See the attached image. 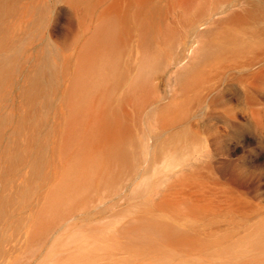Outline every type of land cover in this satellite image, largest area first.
<instances>
[{
  "label": "rangeland",
  "instance_id": "1",
  "mask_svg": "<svg viewBox=\"0 0 264 264\" xmlns=\"http://www.w3.org/2000/svg\"><path fill=\"white\" fill-rule=\"evenodd\" d=\"M51 1L30 42L55 46L50 107L38 110L45 92L29 95L32 44L0 88V102L11 95L0 111V264H264V72L243 66L253 48L201 59L255 33L264 0ZM220 2L225 13L190 35L189 20ZM23 31L1 20L0 47ZM83 244L104 248L86 256Z\"/></svg>",
  "mask_w": 264,
  "mask_h": 264
},
{
  "label": "bare ground",
  "instance_id": "2",
  "mask_svg": "<svg viewBox=\"0 0 264 264\" xmlns=\"http://www.w3.org/2000/svg\"><path fill=\"white\" fill-rule=\"evenodd\" d=\"M21 1H27V2L25 3V5L23 4L24 6L22 7V10H20L19 12L14 11L13 10L14 6L17 5L18 3H20ZM36 1L35 0H0V21L10 18L14 22H19L20 30L22 28L24 29V31H23L24 37L21 36L20 39H18L16 42H12L11 44L10 43L7 44V42H6L5 44H7V45L0 47V88L4 85L6 78L8 80L9 77L11 76V74L8 75V72H9V68L14 65L15 60H16V56H19L23 52V50H26V48H28L30 46V44H32L30 42H33V40H35V38H36V35H35L36 29L43 28L46 25L45 24L47 22L46 16L48 15V13L51 12V10H52L51 8L54 6V5H52L51 0H39L37 3H35ZM59 1L60 2L63 1V2L68 3L69 5L72 6V4H74L75 2H81L82 0H53V3H58ZM234 1L236 2V0H234ZM100 4L102 5V3H100ZM228 4L229 3H227V2L226 3L220 2L218 5H214L213 10L205 11L204 16H202L201 18H193V19L189 20L190 26L186 27V29H188L187 30L188 33L190 35H193L194 32H196V30H198L199 27H200V30H202L204 27L208 26L210 24L211 18H213L216 15L225 13V11L229 7ZM20 6H22V5L20 4L18 7H20ZM73 8H75V7H73ZM114 12H115V10H114ZM109 15H111V14L109 13ZM109 15H108V17H110ZM111 17H114V16L111 15ZM25 19H26V22L22 21ZM104 19H106V18H104ZM112 19H114V18H112ZM168 19L169 18H167V20ZM88 20L90 21V19H88ZM235 20L236 19L233 17L228 18V21L230 23H233ZM104 22H106V20H104ZM107 22H109V21L107 20ZM110 22L114 24V25L111 24L113 26V28H112L113 30L118 29L119 23L115 22L116 23L115 24L112 21H110ZM252 23H253V25L249 26L248 28L252 29L255 33H252V32L251 33L250 32L244 33L243 36H247V37H239V38L227 37V38H224L221 41L222 44L220 43L216 46H213V47L209 48L206 52H204L202 54L201 59L202 60H208L209 58L211 59L213 57H216V55L220 54V52L222 53V51H225V49H235V48H239V47H244L246 49H252L253 48L252 50H256V52H254L252 54V56L245 58V60L243 61V66L245 69H251V71H253L252 74H256V75L262 74V72H264V19L255 20ZM99 24H101V23H99ZM117 24H118V26H117ZM106 26H108V25H106ZM239 27H241V26H239ZM106 28L107 27H105L104 23H103V25H98L97 38L104 45L107 44L106 46H108L109 40L106 37L108 30ZM110 28L111 27L109 26V29ZM105 29L107 30L106 31L107 33L105 32ZM95 31H96V29H95ZM110 31H112V30H110ZM206 33L207 32H205L204 34H206ZM256 33H258V34H256ZM92 34H93V32H92ZM111 34L113 35V33H111ZM8 37H9V35H8ZM113 37L110 36V38H113ZM145 37H147V36H145ZM116 39H118V36H116ZM110 41H111L110 43H113L112 39H110ZM32 45H33L34 51L39 50V52L41 53V57H40V60L38 62L37 68L35 69V71L33 73H31L30 78L28 77V79L30 81L29 95L33 96L35 98V97L39 96L41 93L45 92V101L40 105V108L38 110L39 111H47L48 108L50 107L51 95L53 93V91H51V89H55V86L57 85V82H56L57 81V77H56L57 68L50 60L51 52L55 46L44 35H42ZM112 45L113 44H111V46ZM56 49L59 50L58 47H56ZM198 50H201V49L199 48ZM108 52H109V50H108ZM102 54L105 55L104 53H102ZM35 61H37V60H35ZM181 61L176 62L174 64H176V66H177V64L182 63ZM183 61H185V60H183ZM110 67H111V63H110ZM255 67L258 68L257 71H255L256 70ZM113 72H114V70H112V67H111L109 77L111 76V73L113 74ZM118 75H120V70L118 71ZM106 77H107L106 74L100 73L99 79H100V81L102 78L105 80ZM116 79H117V75H116ZM96 87H97V85H96ZM9 96H11V95H9ZM9 96H6V98L4 100L2 99L3 101L1 100L0 111H1L2 107H4L3 103L5 102L6 99H8ZM142 105H143V103H142ZM2 120L3 119H1L0 121L2 122ZM33 120L35 122V125H33L32 129H33L34 133H37V131L39 130V128L42 126L43 123H39V121H38L39 124H37L36 118ZM171 163L172 162H169L166 165V167L172 166ZM18 187H19V185H18ZM95 240L99 244H102V242H107L106 237L103 235L97 236L95 238ZM84 244H83V246L80 247L81 250H79V251L81 254L84 253L85 255H86V253H89L90 251L93 252V251H96L98 249L100 250V249L104 248L102 245L97 246V247L94 246L92 248L91 246H89V247L84 246ZM86 256H88V255H86ZM74 258L75 259L77 258V259L74 261L70 260V262L65 263V264H96L97 263V261H95L94 259H89V257L85 261L82 259H79L78 257H74ZM50 264H61V263H50Z\"/></svg>",
  "mask_w": 264,
  "mask_h": 264
}]
</instances>
